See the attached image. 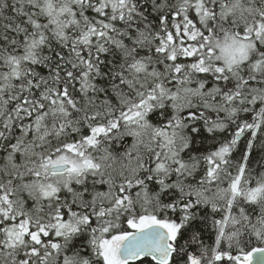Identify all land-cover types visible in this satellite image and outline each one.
<instances>
[{
    "label": "snow or ice",
    "instance_id": "1",
    "mask_svg": "<svg viewBox=\"0 0 264 264\" xmlns=\"http://www.w3.org/2000/svg\"><path fill=\"white\" fill-rule=\"evenodd\" d=\"M0 264H264V0H0Z\"/></svg>",
    "mask_w": 264,
    "mask_h": 264
}]
</instances>
